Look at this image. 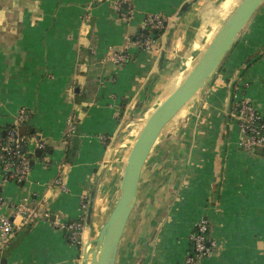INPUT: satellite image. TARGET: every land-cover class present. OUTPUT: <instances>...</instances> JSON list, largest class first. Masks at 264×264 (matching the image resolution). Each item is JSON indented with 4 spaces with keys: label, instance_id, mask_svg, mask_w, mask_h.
<instances>
[{
    "label": "crops",
    "instance_id": "obj_1",
    "mask_svg": "<svg viewBox=\"0 0 264 264\" xmlns=\"http://www.w3.org/2000/svg\"><path fill=\"white\" fill-rule=\"evenodd\" d=\"M235 3L0 0V129L25 107L31 116L20 135L41 132L48 150L31 154L27 178L4 181L2 194L9 204L26 201L51 214L19 228L0 249L2 261L83 264L119 198L142 120L184 79ZM149 14H164L167 25L143 50L128 40ZM124 48L129 60L115 62L113 54ZM234 82L238 98L264 115V2L155 142L115 264H185L190 234L203 217L213 245L196 264H264V148L240 147L242 132L231 115ZM69 121L74 135L66 143ZM84 198L77 246L53 220L78 218ZM8 205L0 212L7 214Z\"/></svg>",
    "mask_w": 264,
    "mask_h": 264
},
{
    "label": "built area",
    "instance_id": "obj_2",
    "mask_svg": "<svg viewBox=\"0 0 264 264\" xmlns=\"http://www.w3.org/2000/svg\"><path fill=\"white\" fill-rule=\"evenodd\" d=\"M120 7V4H119ZM167 25V17L164 14H149L144 18L141 30L134 38H129L128 42H133L143 50L152 48L157 42L159 32L163 31ZM115 62L125 63L129 60L128 48L115 52L112 56ZM234 103L231 110L232 117L239 124L242 137L240 147L251 151L264 148V115L261 114L247 98H238L241 91L240 84L234 82ZM31 112L23 107L20 108L14 118V123L2 134L0 130V209L9 203L2 194V184L4 181L14 179L18 182L24 181L30 170L31 157L26 153L35 154L36 150L46 149V144L41 140V132L34 133L30 137L20 135L19 127L30 119ZM74 133V126L71 121L68 124L66 143ZM30 138L33 141V150L30 149ZM28 145V149L25 148ZM45 163H49L45 159ZM59 181L61 178L59 177ZM83 199V211L81 215L71 221H62L55 218V226L67 232L70 243L82 246V230L86 220L88 204ZM10 210L7 214L0 212V249L6 247L14 238L16 231L33 221L43 218L48 220L51 214L47 211H40L35 205H30L26 201L19 204H9ZM209 221L203 217L199 219L190 234V241L193 244V251L186 257L185 264H196L201 259L211 253L213 241L209 238Z\"/></svg>",
    "mask_w": 264,
    "mask_h": 264
},
{
    "label": "water",
    "instance_id": "obj_3",
    "mask_svg": "<svg viewBox=\"0 0 264 264\" xmlns=\"http://www.w3.org/2000/svg\"><path fill=\"white\" fill-rule=\"evenodd\" d=\"M264 0H241L179 85L150 113L129 152L120 196L102 226L97 248L86 249L83 264H115L119 245L134 208L146 160L161 133L203 88ZM263 148H259L262 151ZM35 154L41 156V150ZM31 157L30 153H26ZM33 166V160L30 161ZM90 244V243H89ZM6 264V260L2 261Z\"/></svg>",
    "mask_w": 264,
    "mask_h": 264
},
{
    "label": "rangeland",
    "instance_id": "obj_4",
    "mask_svg": "<svg viewBox=\"0 0 264 264\" xmlns=\"http://www.w3.org/2000/svg\"><path fill=\"white\" fill-rule=\"evenodd\" d=\"M240 1H241V0H236V3H235V5H233V7L235 8V7L240 3ZM234 8L232 9V11L234 10ZM232 11H231V12H232ZM230 14H231V13H230ZM230 14H229V15H230ZM229 15H228V16H229ZM227 18H228V17H227ZM190 101H191V100H190ZM185 106H187V104H186ZM185 106H184V108H185ZM156 107H157V106H155V108H156ZM155 108H153V109H155ZM184 108H182V109L179 111V113H178L177 115H179L180 112H181ZM153 109H152L150 112H152ZM150 112H148V115H146V117L142 120V124H141V126H140L139 131L141 130V128H142V126L144 125V123H145V121L147 120V118L149 117V115H150L149 113H150ZM177 115H176V116H177ZM176 116H175V118H176ZM139 131H138V133H139ZM138 133H137V135H138ZM137 135H136V137H137ZM136 137H135V139H136ZM134 141H135V140H134ZM119 196H120V195H119Z\"/></svg>",
    "mask_w": 264,
    "mask_h": 264
},
{
    "label": "trees",
    "instance_id": "obj_5",
    "mask_svg": "<svg viewBox=\"0 0 264 264\" xmlns=\"http://www.w3.org/2000/svg\"><path fill=\"white\" fill-rule=\"evenodd\" d=\"M161 32H162V31H161ZM161 32H159V33H161ZM25 123H26V122H25ZM22 125H24V123H23ZM0 130H1L2 134H4V131H6V130H2V129H0ZM73 135H74V134H73ZM73 135H72V136H73ZM72 136L69 137V142H71V140H72ZM25 148L28 149V145H25ZM47 151H48L47 148H46L45 150H43L41 156H43L44 153H46ZM66 234H67V232H66ZM67 239H68V238H67ZM192 246H193V244H192ZM0 251H1V250H0ZM192 251H193V249H192ZM1 261H2V256H1V253H0V264H1Z\"/></svg>",
    "mask_w": 264,
    "mask_h": 264
}]
</instances>
